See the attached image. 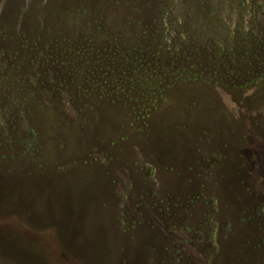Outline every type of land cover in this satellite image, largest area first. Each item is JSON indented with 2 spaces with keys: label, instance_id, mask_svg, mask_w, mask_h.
Wrapping results in <instances>:
<instances>
[{
  "label": "rangeland",
  "instance_id": "obj_1",
  "mask_svg": "<svg viewBox=\"0 0 264 264\" xmlns=\"http://www.w3.org/2000/svg\"><path fill=\"white\" fill-rule=\"evenodd\" d=\"M0 264H264V0H0Z\"/></svg>",
  "mask_w": 264,
  "mask_h": 264
}]
</instances>
